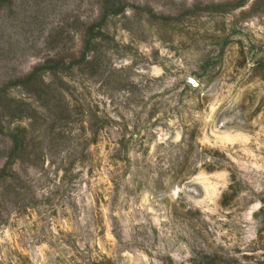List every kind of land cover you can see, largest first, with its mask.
I'll return each mask as SVG.
<instances>
[{"label": "rangeland", "instance_id": "1", "mask_svg": "<svg viewBox=\"0 0 264 264\" xmlns=\"http://www.w3.org/2000/svg\"><path fill=\"white\" fill-rule=\"evenodd\" d=\"M0 264H264V0H0Z\"/></svg>", "mask_w": 264, "mask_h": 264}, {"label": "trees", "instance_id": "2", "mask_svg": "<svg viewBox=\"0 0 264 264\" xmlns=\"http://www.w3.org/2000/svg\"><path fill=\"white\" fill-rule=\"evenodd\" d=\"M40 83V85H50L46 82L45 79H43V77L38 74V72H34L33 74H31L30 76H28L26 82H25V86H33V88ZM46 115L42 114V117H45ZM19 131L22 133V140H19ZM8 132L10 133V144L11 146H13V144H15V146L17 148H21L23 150H25L27 152L28 148L30 146L36 147V143L35 142H29L27 141V136L23 134L27 132V128L23 127L20 129H15V132L12 131L11 128H8ZM36 151L38 152V154L41 156L43 154V151H41V148L37 147ZM32 156V152L28 151V158L30 159Z\"/></svg>", "mask_w": 264, "mask_h": 264}]
</instances>
